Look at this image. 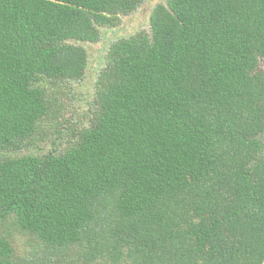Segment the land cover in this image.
Listing matches in <instances>:
<instances>
[{
	"label": "trees",
	"instance_id": "1",
	"mask_svg": "<svg viewBox=\"0 0 264 264\" xmlns=\"http://www.w3.org/2000/svg\"><path fill=\"white\" fill-rule=\"evenodd\" d=\"M142 1L0 0V264H264V0L155 4L66 146L6 154ZM16 234L39 257L19 263Z\"/></svg>",
	"mask_w": 264,
	"mask_h": 264
},
{
	"label": "rangeland",
	"instance_id": "2",
	"mask_svg": "<svg viewBox=\"0 0 264 264\" xmlns=\"http://www.w3.org/2000/svg\"><path fill=\"white\" fill-rule=\"evenodd\" d=\"M160 2H162V0H143L141 5L135 11L128 15H121L117 25L108 29L98 42L84 43L88 56V63L83 77L78 81L67 82V86L62 87L61 89L56 86L54 87L53 84L48 85L51 94H54L55 96L54 99L62 106L57 119L52 118L47 121V123L45 122L47 125H43L44 128L41 130L48 129V131L44 133L41 131L38 135L36 134L34 142H32L29 147L16 152H7L6 154L10 153L9 156L13 157L27 152L34 154L44 153L48 150H52L53 147H57L59 150L63 149L70 136L69 130L74 128L75 123L80 122L84 125L87 123V102L93 95V84L97 73L103 66V55L109 43L137 30H146L151 8ZM259 68L264 71V60L260 62ZM58 88L60 90H57ZM53 109H56V106ZM71 116L72 123H67L69 127L65 128L63 125L66 124V121H68ZM56 120H59L60 122ZM57 131L60 132L57 133ZM50 140L54 141V144H50ZM0 155L3 154L0 153ZM12 242L16 249L17 256L19 257V263L29 260L30 258L33 260L34 256L39 257L40 253L35 252L36 243L28 234H16L14 235Z\"/></svg>",
	"mask_w": 264,
	"mask_h": 264
}]
</instances>
